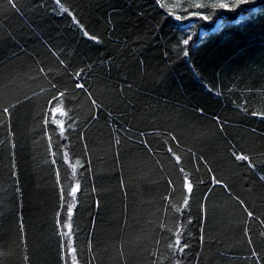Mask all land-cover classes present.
Here are the masks:
<instances>
[{
	"label": "trees",
	"instance_id": "trees-1",
	"mask_svg": "<svg viewBox=\"0 0 264 264\" xmlns=\"http://www.w3.org/2000/svg\"><path fill=\"white\" fill-rule=\"evenodd\" d=\"M260 2L0 0V264H264Z\"/></svg>",
	"mask_w": 264,
	"mask_h": 264
},
{
	"label": "snow or ice",
	"instance_id": "snow-or-ice-1",
	"mask_svg": "<svg viewBox=\"0 0 264 264\" xmlns=\"http://www.w3.org/2000/svg\"><path fill=\"white\" fill-rule=\"evenodd\" d=\"M240 2H242V3H247V0H240ZM204 6L207 7V5H204ZM210 6H211L212 8H229V7H230L228 4H224V3L212 4V5H210ZM196 7H201V5H196ZM236 7H237V4H233V5H231V8H236ZM255 7H262V8H264V0H261V2H260L259 5H254V6H253V8H255ZM65 10H66V9H65ZM240 11H241V13L248 12L249 15L252 14V9H249V8H242V9H240ZM243 18H244V17L242 16V19H243ZM204 19H208V17L206 16V17H204ZM184 43L187 44L188 41L185 40ZM185 55H188V53L185 52ZM77 75H79V74H77ZM53 87H55V85H53ZM76 87H83V85H81V84L78 83V84L76 85ZM63 95H64V93L61 92V93H60V96H63ZM53 99H55V97H53ZM60 103H62V101H61ZM93 103H95V101H93ZM53 111H60V108L57 107V108L53 109ZM4 112L7 113V112H8V109L5 108V109H4ZM60 123H61V125H62V124H63V121H61ZM173 139H175V137H173ZM168 151H169V152H172V149L169 148ZM172 154L175 156V153H174V152H172ZM179 159H180L179 156H176V160H177V162H179ZM236 159H238V160H241V159H243V160H247L248 158H247L246 156L237 155V156H236ZM181 171H183V169H181ZM185 178L187 179V176H186ZM218 183H219V182H218ZM187 187H188V191H189V193H190V192L192 191V185L189 183V184L187 185ZM78 189H79V183L77 182L76 186L72 189V192H71V195H72V198H73V203H72V204L69 206V208H68V212H69V213H71V209H72V207L75 206V203H74V201H75V199H76L75 193H76V191H77ZM184 202H185V204H187V198H185V201H184ZM248 215L251 217V216H252V213L249 212ZM63 227L68 228V229L70 230V229H71V224H70V223H65V224L63 225ZM61 234H62L63 236H68V235H69L68 232H62ZM179 243H180V242H179V239H177L176 244L179 245ZM169 247H172V245H169ZM71 250L74 251V249H71ZM180 250L183 251V248H181Z\"/></svg>",
	"mask_w": 264,
	"mask_h": 264
}]
</instances>
